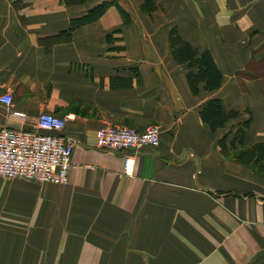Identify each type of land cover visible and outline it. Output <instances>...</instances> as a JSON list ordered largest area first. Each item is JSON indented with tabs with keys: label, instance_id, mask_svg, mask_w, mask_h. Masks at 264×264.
<instances>
[{
	"label": "crops",
	"instance_id": "1",
	"mask_svg": "<svg viewBox=\"0 0 264 264\" xmlns=\"http://www.w3.org/2000/svg\"><path fill=\"white\" fill-rule=\"evenodd\" d=\"M106 2L130 25L112 6L68 42H41ZM144 4L0 0V98L14 97L0 102V128L33 129L52 113L74 146L65 185L0 177V264H264V178L219 146L241 127L244 146H264V0ZM174 30L211 52L220 89L193 92L196 69L173 57ZM214 98L239 113L217 131L201 117ZM108 125L158 126L160 145L100 149Z\"/></svg>",
	"mask_w": 264,
	"mask_h": 264
},
{
	"label": "built area",
	"instance_id": "2",
	"mask_svg": "<svg viewBox=\"0 0 264 264\" xmlns=\"http://www.w3.org/2000/svg\"><path fill=\"white\" fill-rule=\"evenodd\" d=\"M0 102L11 108L14 97L8 93ZM14 114L23 120L27 118L24 113ZM66 122V118L44 112L33 129L0 128V177L40 184H67L74 146L62 135ZM160 134L158 126L141 132L126 126L108 125L96 132V140L100 149L130 152L159 147ZM133 166V155L127 154L126 170Z\"/></svg>",
	"mask_w": 264,
	"mask_h": 264
},
{
	"label": "trees",
	"instance_id": "3",
	"mask_svg": "<svg viewBox=\"0 0 264 264\" xmlns=\"http://www.w3.org/2000/svg\"><path fill=\"white\" fill-rule=\"evenodd\" d=\"M86 1L87 0H62V2L68 7L79 6ZM153 2L154 0H145L144 9L146 11H152L154 9ZM112 6H117L121 11L125 26L130 25L131 22L128 17L129 15L118 2H106L90 10L86 17L72 20L68 31L45 39L44 42H46L47 45H51L69 41L76 29L83 25L96 22ZM118 31L120 30H117V32ZM112 40L113 38L109 36L108 41L111 43ZM170 46L173 57L180 65H187L189 69H196V71H190L187 74L193 92L197 93L201 85L204 86L206 91L211 93L220 89L223 76L210 51L200 52L198 49H194L189 43L182 39L176 30L172 31L170 35ZM259 66L264 67V64L261 63ZM238 116L239 113L237 111H227L223 101L218 98L208 101L201 112L202 120L210 126L212 131L225 128L231 120ZM246 125L247 123L245 126ZM228 135H225L219 141V146L222 147V151L226 156L232 157L231 159L233 161L255 168L260 162L261 156L264 158L263 145L256 144L252 146H244L245 131L243 127L236 131L234 141L231 143L230 147L227 144ZM237 141L240 142V147L236 146L235 142ZM260 174L264 176V173Z\"/></svg>",
	"mask_w": 264,
	"mask_h": 264
},
{
	"label": "rangeland",
	"instance_id": "4",
	"mask_svg": "<svg viewBox=\"0 0 264 264\" xmlns=\"http://www.w3.org/2000/svg\"><path fill=\"white\" fill-rule=\"evenodd\" d=\"M62 1V0H61ZM63 3V2H62ZM64 4V3H63ZM43 44H45V46H54V45H57V44H51V45H47V43L46 42H44V40H42L41 41ZM68 42V41H67ZM62 43H65V42H62ZM42 44V45H43ZM61 44V43H60ZM199 91V90H198ZM228 125V124H227ZM154 126V125H153ZM150 127H152V126H148L146 129H148V128H150ZM135 129V128H134ZM145 129V130H146ZM137 130V129H136ZM223 138V137H222ZM222 138H220L219 139V141L222 139ZM222 148V147H221ZM256 154V153H255ZM257 154H258V152H257ZM261 156V155H260ZM228 159H230V160H232L231 158V156H226ZM233 161V160H232ZM254 170L256 171V172H258V174L262 177V178H264V176H262L260 173H264V158L261 156V159H260V162L255 166V168H254Z\"/></svg>",
	"mask_w": 264,
	"mask_h": 264
}]
</instances>
